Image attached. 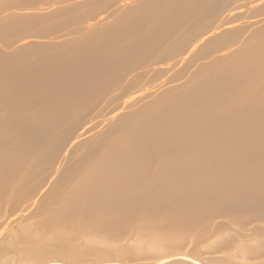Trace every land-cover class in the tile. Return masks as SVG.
<instances>
[{
  "label": "bare ground",
  "instance_id": "obj_1",
  "mask_svg": "<svg viewBox=\"0 0 264 264\" xmlns=\"http://www.w3.org/2000/svg\"><path fill=\"white\" fill-rule=\"evenodd\" d=\"M0 264H264V0H0Z\"/></svg>",
  "mask_w": 264,
  "mask_h": 264
},
{
  "label": "rangeland",
  "instance_id": "obj_2",
  "mask_svg": "<svg viewBox=\"0 0 264 264\" xmlns=\"http://www.w3.org/2000/svg\"><path fill=\"white\" fill-rule=\"evenodd\" d=\"M239 23H241V22H239ZM239 23H237V24H239ZM225 53H228V52H225ZM176 84V83H175ZM148 85V84H147ZM37 219V218H36ZM16 232V231H15ZM12 242H14V241H12ZM84 246V245H83ZM87 247L85 246V248L84 249H82V251L83 250H85Z\"/></svg>",
  "mask_w": 264,
  "mask_h": 264
}]
</instances>
